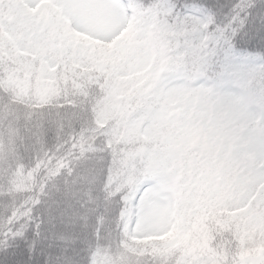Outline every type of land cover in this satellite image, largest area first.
<instances>
[{
  "label": "snow or ice",
  "instance_id": "6c2138e0",
  "mask_svg": "<svg viewBox=\"0 0 264 264\" xmlns=\"http://www.w3.org/2000/svg\"><path fill=\"white\" fill-rule=\"evenodd\" d=\"M0 264H264V0H0Z\"/></svg>",
  "mask_w": 264,
  "mask_h": 264
}]
</instances>
